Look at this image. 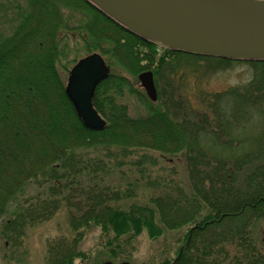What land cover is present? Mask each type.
<instances>
[{
  "label": "trees",
  "instance_id": "trees-1",
  "mask_svg": "<svg viewBox=\"0 0 264 264\" xmlns=\"http://www.w3.org/2000/svg\"><path fill=\"white\" fill-rule=\"evenodd\" d=\"M28 1L14 45L10 43L4 53L0 48V220L32 181L47 185L46 197L37 203L22 202L4 219L2 237L18 245L27 225L49 220L66 202L76 235L49 241L45 264L85 261L86 254L78 249L80 230L91 225L100 228L105 247L119 239L133 243L144 231L155 238L163 229L188 225L174 258L154 264H225L229 243L236 246V253L226 264H264V60L170 49L128 30L88 0ZM55 2L79 12L75 25L67 23L71 18L67 12L65 20H59ZM63 29L81 34L86 53L108 55L109 63H118L132 75L153 70L158 100H146L145 115L128 114L120 99L125 89H135L112 72L99 83L93 98L107 125L99 131L83 125L59 74L60 60L69 56V48L58 38ZM235 63L252 68L246 83L220 92L199 89L200 107L191 106L182 92L190 74L204 77L202 73L214 74ZM36 103L44 106L45 120ZM113 147L126 154L133 148L182 153L190 191L175 186L153 198V207L127 209L109 205L116 197L91 184L78 186L81 193L75 188V196L65 193L76 181L82 185L83 171L94 167L80 151ZM110 251L115 261L118 252Z\"/></svg>",
  "mask_w": 264,
  "mask_h": 264
},
{
  "label": "rangeland",
  "instance_id": "rangeland-1",
  "mask_svg": "<svg viewBox=\"0 0 264 264\" xmlns=\"http://www.w3.org/2000/svg\"><path fill=\"white\" fill-rule=\"evenodd\" d=\"M29 7L28 0H0V48H2L3 53L8 50L10 43L14 45L22 20L21 17L26 14ZM64 11L67 12V18L71 17L67 23L75 25L74 23L80 17L79 12H69L68 9H64ZM80 35L79 33L68 34L62 43V47L69 48V56H63L60 60L61 65H59V74L64 84L67 82L69 70L74 65L75 59L86 55L81 38H79ZM9 37L12 39L11 42ZM5 41L8 43L6 46L3 43ZM102 55L110 65L111 73L120 74L126 79L127 85L135 89L134 92L125 89L123 97L120 99L127 106L128 114L133 118L145 115L147 112L145 102L148 97L137 75H132L114 61L111 62L113 64L111 65L109 56ZM202 74L204 77L198 76L199 78L202 77L198 82L195 81L198 77L190 74L182 89L183 94L191 102V106L200 107L197 99L199 89L220 92L229 87L242 86L251 78L252 68L247 63H235L214 74ZM160 87L164 92L165 86ZM163 97L164 99L167 98L166 93H163ZM34 107L39 112L41 119L45 120L44 106L36 103ZM20 116L24 115L21 114ZM79 153L84 160L90 161V164L93 163L94 167L86 168L83 171V175L80 176V180L83 181L82 185H78L79 182L76 181L70 191H65L69 195L75 196L77 192L81 193L82 190H79L78 186L85 187L91 184V187L96 191L104 190L105 193L111 194V197H116V199L109 200V205L127 209L132 205L153 207V198L171 192L175 186L182 188L186 193L191 188L188 168L182 153L168 155L150 148H133L126 154L125 151L114 147L108 150L90 148ZM101 164H103L102 168L100 167ZM26 187L24 193L8 205L7 213L0 220V264H45L49 241L61 237L74 239L76 235L68 222L69 206L66 202H62L49 220L27 225L22 236L18 238V242H20L18 245H14L3 238L1 225L5 221L4 219L10 217L22 202L37 203L46 197V193H44L46 184H38L32 181ZM75 188H78L77 192L74 191ZM156 220L158 222V218ZM188 227L185 225L173 230L163 229L162 234L155 238L150 237L144 231L137 236L134 244L129 242L133 246L127 244L124 239H119V242L110 247H105L106 240L103 239L104 237L100 238V228L91 225L80 230L82 240L78 244V249L86 254V259L85 261L77 259L75 264H97L106 259H112L110 249H113V252H118V258L114 264H120L122 261H129L131 264L161 263L166 259L174 258L185 239ZM225 247L230 252L229 256L224 255L226 264L235 255L236 246L229 243Z\"/></svg>",
  "mask_w": 264,
  "mask_h": 264
},
{
  "label": "water",
  "instance_id": "water-1",
  "mask_svg": "<svg viewBox=\"0 0 264 264\" xmlns=\"http://www.w3.org/2000/svg\"><path fill=\"white\" fill-rule=\"evenodd\" d=\"M88 1L128 30L171 49L264 60V0ZM109 73L105 59L97 52L81 58L70 70L65 92L83 125L90 130L99 131L106 126L93 98L97 85ZM138 78L149 98L156 101L153 72L143 71Z\"/></svg>",
  "mask_w": 264,
  "mask_h": 264
},
{
  "label": "flooded vegetation",
  "instance_id": "flooded-vegetation-1",
  "mask_svg": "<svg viewBox=\"0 0 264 264\" xmlns=\"http://www.w3.org/2000/svg\"><path fill=\"white\" fill-rule=\"evenodd\" d=\"M55 3H56V8H57V9H60V14H58V18H59L60 21H61V20L64 21V20H65V15H66V12L64 11L65 8H62V7H61V6H62L61 4L58 5L57 2H55ZM50 7H54V5L50 4ZM57 9H56V10H57ZM15 10H16V8H15ZM61 10H62V11H61ZM64 14H65V15H64ZM62 32H63V31L60 30V32H59V36H58L59 40H62V39H63V34H62ZM11 36H12V35H11ZM11 36H10V37H11Z\"/></svg>",
  "mask_w": 264,
  "mask_h": 264
}]
</instances>
